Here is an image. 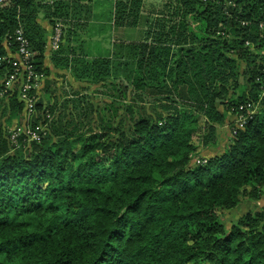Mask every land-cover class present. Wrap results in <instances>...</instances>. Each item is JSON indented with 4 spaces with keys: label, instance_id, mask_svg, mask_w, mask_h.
I'll list each match as a JSON object with an SVG mask.
<instances>
[{
    "label": "trees",
    "instance_id": "1",
    "mask_svg": "<svg viewBox=\"0 0 264 264\" xmlns=\"http://www.w3.org/2000/svg\"><path fill=\"white\" fill-rule=\"evenodd\" d=\"M84 1L0 8V112L10 121L25 109L17 90L3 94L15 31L43 83L39 19L53 25ZM143 3H114L116 25L135 26ZM155 15L144 39L110 57L54 51L56 67L101 83L107 100L37 102L29 125L44 126L41 141L20 136L15 153L0 125V264H264V211L230 229L221 218L264 194V0H169ZM227 113L237 119L229 142L192 165L193 137L217 145Z\"/></svg>",
    "mask_w": 264,
    "mask_h": 264
},
{
    "label": "rangeland",
    "instance_id": "2",
    "mask_svg": "<svg viewBox=\"0 0 264 264\" xmlns=\"http://www.w3.org/2000/svg\"><path fill=\"white\" fill-rule=\"evenodd\" d=\"M168 2L169 0H144L142 13L139 15L135 26L133 25L135 19L133 18L129 19L130 24L126 22L125 26L116 25L117 20L113 14L114 3L112 1L92 0V2L84 1L81 5L78 3V5L73 6L69 10V15L66 16V18L55 19V24H60L64 31L62 44L64 56L68 57L70 60L77 58L81 60L82 57L85 56L110 57L112 54H117L120 50V46L123 44L138 42L145 38L149 23L156 19L155 13ZM42 20L49 23L48 20L44 19V16H42ZM55 24H50L52 30ZM49 38L50 37L47 36L48 41ZM49 50L51 52L52 61L54 51L51 49ZM52 64L54 69L68 72L69 74H56L54 70L52 74H50L49 68L45 66L49 70V76H47L46 81L41 83L39 87L37 102L44 104L45 107L53 106L56 101H61L79 93L91 95L93 101L96 103L107 100L103 94L98 92L101 90V83L94 84L88 82V80L79 79L74 75L71 67H69L66 61H62L60 67H56L53 61ZM119 74L120 75L114 74V78H116V76L123 77L125 70L120 71ZM241 82H243L242 78ZM219 110L225 112L224 107H220ZM41 114L42 112H39L37 116H34V121H36L38 117H41ZM30 120L31 119L27 117L25 109L18 120L11 121L7 114L2 115L0 112V125L5 140H7V144H4L6 146L0 143V149L4 146L8 153L17 152L18 149L22 147H19L21 145L19 141V138H21L20 136L25 135L24 131L31 127L29 125ZM236 121V116L227 113L226 125L218 127L217 145L215 146H204L203 138L201 137L202 132L199 134L197 133L193 137V140L198 146V150L192 157V165L200 164L201 161L207 160L222 150L231 138V126L235 124ZM203 123L204 120L201 119L200 125H203ZM14 134H18L19 136L16 142L12 141V135ZM25 141L27 143L32 142L28 137ZM262 211H264V194L258 201L244 199L236 209L232 211H222L221 218L226 227L230 229L234 224L238 223L240 218L245 214Z\"/></svg>",
    "mask_w": 264,
    "mask_h": 264
},
{
    "label": "built area",
    "instance_id": "3",
    "mask_svg": "<svg viewBox=\"0 0 264 264\" xmlns=\"http://www.w3.org/2000/svg\"><path fill=\"white\" fill-rule=\"evenodd\" d=\"M22 0H0V8H4L16 2ZM113 3H117L121 0H109ZM204 2H210L212 0H203ZM47 2L53 3L54 0H47ZM64 31L60 24H56L53 28L52 33L49 38V45L52 51H57L60 49L63 43ZM14 43L16 44V55L9 56L12 60V66L14 68V73L7 76L4 79V90L3 94L10 93L12 91H18V97L20 101L25 104V110L27 112V117L31 119L35 114V105L38 100V91L41 86L40 80L42 79L37 75L31 65L33 59V53L30 49V43L26 38L23 30L21 28L15 31L12 37ZM11 40V38H10ZM2 59H0V63ZM242 126V125H241ZM44 127L37 126L35 129L31 127L27 128L24 133L25 136L30 138L32 141H41V132ZM18 134L12 135V141L16 142Z\"/></svg>",
    "mask_w": 264,
    "mask_h": 264
},
{
    "label": "crops",
    "instance_id": "4",
    "mask_svg": "<svg viewBox=\"0 0 264 264\" xmlns=\"http://www.w3.org/2000/svg\"><path fill=\"white\" fill-rule=\"evenodd\" d=\"M39 23L47 31V36L50 37L51 31H52V26L48 22L42 20V17L39 19ZM49 49H50V45H49V41H48L47 50L45 53V66L47 68H49L50 74H52L53 70H54V73H56V74H69L68 72H63V71L54 69L52 61H51V52ZM45 81H46V79H45Z\"/></svg>",
    "mask_w": 264,
    "mask_h": 264
}]
</instances>
